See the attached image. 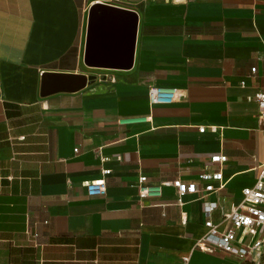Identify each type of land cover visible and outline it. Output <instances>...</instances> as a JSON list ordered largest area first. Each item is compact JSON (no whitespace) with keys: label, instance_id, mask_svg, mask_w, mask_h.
I'll return each instance as SVG.
<instances>
[{"label":"crops","instance_id":"0c3cea01","mask_svg":"<svg viewBox=\"0 0 264 264\" xmlns=\"http://www.w3.org/2000/svg\"><path fill=\"white\" fill-rule=\"evenodd\" d=\"M95 4L136 13L130 69L85 64ZM47 74L95 78L43 94ZM152 87L182 96L151 104ZM261 93L264 0H0V264H247L197 244L205 204L223 233L257 181ZM216 154L224 187L205 196ZM142 176L160 196L140 197ZM177 179L200 190L182 205Z\"/></svg>","mask_w":264,"mask_h":264},{"label":"built area","instance_id":"2783aa9c","mask_svg":"<svg viewBox=\"0 0 264 264\" xmlns=\"http://www.w3.org/2000/svg\"><path fill=\"white\" fill-rule=\"evenodd\" d=\"M253 72L256 68L252 69ZM182 96L176 89H166L152 87L149 89L148 98L151 104H169ZM259 102V118L262 121V133L264 136V93L257 95ZM126 123V122H125ZM205 128H200L204 132ZM77 151V150H75ZM228 161L224 154H216L211 157V163L218 166L216 171H204L199 175V180L205 183V196L221 190L224 187V175L222 166ZM110 174V170L104 172ZM146 176L140 177L139 189L140 197H157L161 195V186L148 187L145 185ZM213 182H219L216 187ZM176 188L178 204L182 205L183 197L186 194H197L200 192L196 183H185L180 179L171 182ZM90 197L105 196L107 184L104 179L95 180L86 184ZM241 202L232 208L229 213H224V220L231 222V227L221 233L218 226L211 219L212 213L217 209L214 203H206L205 211L207 220L205 226L208 233L197 245L206 252L220 251L230 254L241 262H252L254 264H264V163L260 166L256 183L252 187H247L242 191ZM203 196V197H205ZM189 257L184 261L189 262Z\"/></svg>","mask_w":264,"mask_h":264},{"label":"water","instance_id":"95a60500","mask_svg":"<svg viewBox=\"0 0 264 264\" xmlns=\"http://www.w3.org/2000/svg\"><path fill=\"white\" fill-rule=\"evenodd\" d=\"M138 18L135 12L107 4L90 10L85 64L90 67L130 69L133 64ZM95 77L47 74L43 94L75 92L92 83Z\"/></svg>","mask_w":264,"mask_h":264},{"label":"trees","instance_id":"16d2710c","mask_svg":"<svg viewBox=\"0 0 264 264\" xmlns=\"http://www.w3.org/2000/svg\"><path fill=\"white\" fill-rule=\"evenodd\" d=\"M247 263H251V264H254V263H252V262H248V261H247Z\"/></svg>","mask_w":264,"mask_h":264},{"label":"bare ground","instance_id":"6f19581e","mask_svg":"<svg viewBox=\"0 0 264 264\" xmlns=\"http://www.w3.org/2000/svg\"><path fill=\"white\" fill-rule=\"evenodd\" d=\"M103 3V2H102ZM111 4V3H110ZM108 5V4H107ZM116 5V4H115ZM121 6V5H120Z\"/></svg>","mask_w":264,"mask_h":264},{"label":"rangeland","instance_id":"374dc122","mask_svg":"<svg viewBox=\"0 0 264 264\" xmlns=\"http://www.w3.org/2000/svg\"><path fill=\"white\" fill-rule=\"evenodd\" d=\"M247 264H251V263H247Z\"/></svg>","mask_w":264,"mask_h":264}]
</instances>
